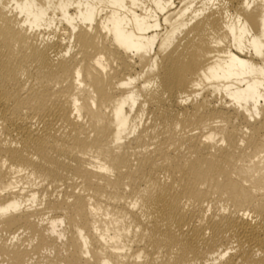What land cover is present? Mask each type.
<instances>
[{"label":"bare ground","instance_id":"obj_1","mask_svg":"<svg viewBox=\"0 0 264 264\" xmlns=\"http://www.w3.org/2000/svg\"><path fill=\"white\" fill-rule=\"evenodd\" d=\"M0 264H264V0H0Z\"/></svg>","mask_w":264,"mask_h":264}]
</instances>
